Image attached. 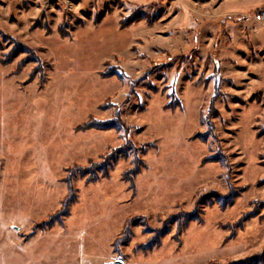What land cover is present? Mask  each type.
I'll return each mask as SVG.
<instances>
[{"label":"rangeland","instance_id":"rangeland-1","mask_svg":"<svg viewBox=\"0 0 264 264\" xmlns=\"http://www.w3.org/2000/svg\"><path fill=\"white\" fill-rule=\"evenodd\" d=\"M264 0H0V264L264 255Z\"/></svg>","mask_w":264,"mask_h":264},{"label":"trees","instance_id":"trees-1","mask_svg":"<svg viewBox=\"0 0 264 264\" xmlns=\"http://www.w3.org/2000/svg\"><path fill=\"white\" fill-rule=\"evenodd\" d=\"M235 264H264V255L263 256H260V257H257L256 259H249V260H246V261H242V262H238V263H235Z\"/></svg>","mask_w":264,"mask_h":264},{"label":"built area","instance_id":"built-area-1","mask_svg":"<svg viewBox=\"0 0 264 264\" xmlns=\"http://www.w3.org/2000/svg\"><path fill=\"white\" fill-rule=\"evenodd\" d=\"M258 22L264 25V14H261L258 18Z\"/></svg>","mask_w":264,"mask_h":264},{"label":"water","instance_id":"water-1","mask_svg":"<svg viewBox=\"0 0 264 264\" xmlns=\"http://www.w3.org/2000/svg\"><path fill=\"white\" fill-rule=\"evenodd\" d=\"M110 264H124V262L123 261H115V262H112Z\"/></svg>","mask_w":264,"mask_h":264}]
</instances>
